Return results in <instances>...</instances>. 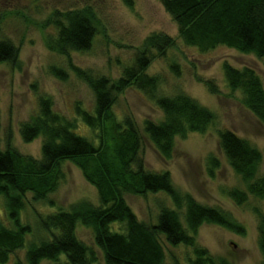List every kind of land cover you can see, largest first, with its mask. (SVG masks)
Here are the masks:
<instances>
[{
    "label": "trees",
    "instance_id": "obj_1",
    "mask_svg": "<svg viewBox=\"0 0 264 264\" xmlns=\"http://www.w3.org/2000/svg\"><path fill=\"white\" fill-rule=\"evenodd\" d=\"M160 3L176 24L185 46L200 53L226 47L264 59V0H160ZM97 26L95 13L89 8L55 13L43 25L54 32L47 36L46 48L64 57L72 52H87ZM173 46L174 41L166 36L147 38L134 64L115 83L71 68L95 97L92 111L83 110L79 104L74 107L75 118L91 131L90 139L75 133L77 125L56 113L52 102L44 97L38 100L35 118L18 127L24 144L42 137L41 160L19 154L11 145V133L6 134L5 149L0 151L3 208L0 264L97 263L94 250L77 239V224L91 231L104 264H167L160 239L171 249L186 251L184 260L169 253L170 264H230L198 246V230L203 225H213L243 236L244 228L230 213L201 205L189 194L176 191L167 172L146 171L138 156L141 141L134 123L129 117L118 120L112 112L117 96L125 90L140 92L163 116L157 124L145 120L143 133L165 160L172 157L175 138L184 140L187 134H203L207 130L214 121L208 109L182 93L173 98L159 97L158 79L146 74L152 60L150 53L157 52L159 58H164ZM18 57L19 51L10 41L0 40V65L15 69ZM176 69V65L170 66V70ZM222 74L226 87L232 93H240L242 104L264 125V90L257 74L249 68L238 70L228 65L223 66ZM203 83L211 95L218 94L211 82ZM218 148L233 173L246 184V192L232 189L227 198L236 207L246 204L248 197L264 200L259 150L228 130L218 132ZM64 162L72 163L84 181L95 188L99 206L81 201L67 210L37 214V229L44 233L45 239L27 243L32 229L21 221L26 194H31L34 204L46 202L54 207L47 197L62 179L60 165ZM210 166L209 174L216 166L215 161H210ZM160 192L169 197L175 210L160 206L153 225L139 222L123 199L124 194L143 197ZM254 212L257 248L264 264V215L258 210ZM19 252L23 253L22 259ZM61 256L65 257V263H61Z\"/></svg>",
    "mask_w": 264,
    "mask_h": 264
},
{
    "label": "rangeland",
    "instance_id": "obj_2",
    "mask_svg": "<svg viewBox=\"0 0 264 264\" xmlns=\"http://www.w3.org/2000/svg\"><path fill=\"white\" fill-rule=\"evenodd\" d=\"M87 8L95 13L98 21L89 51L72 52L68 57L50 52L45 41L54 32L43 25L55 13ZM153 35L174 41L164 58H159L157 52L150 53L152 60L146 74L158 79V96L173 98L182 93L208 109L214 115V121L203 134H187L184 140L175 138L172 157L165 160L143 133L145 120L157 124L163 116L140 92L125 90L117 96L112 112L118 120L129 117L134 123L141 141L138 156L146 171L167 172L176 191L189 194L201 205L230 213L244 228V235L238 236L217 226L203 225L196 237L198 246L225 258L230 264H262L254 211L264 215V200L248 197L246 204L236 207L227 198V192L232 189L246 192V184L233 173L220 152L218 132L228 130L257 148L262 156L259 174L264 173V125L242 104L241 94L232 93L226 87L222 74L224 65L238 70L249 68L257 74L264 90V59L226 47L200 53L185 46L160 0H0V40L10 41L19 51L15 69L7 64L0 65V151L5 149V137L10 132L13 149L23 156L41 160L42 137L24 144L18 127L35 118L38 100L42 97L52 102L56 113L77 125L75 133L90 139L92 133L75 118L74 107L79 104L83 110L92 111L95 97L72 69L115 83L123 71L134 64L145 40ZM171 65L177 66L176 72L170 70ZM207 81L216 87L217 95H211L204 87L203 82ZM210 161H215L216 166L209 174ZM60 170L62 179L47 197L54 207L46 202L34 204L31 194H26L21 221L32 229L27 243L45 239L44 233L37 229V214L67 210L81 201L99 206L95 188L84 181L72 163H62ZM123 199L137 220L146 225L155 224L160 206L175 210L169 197L161 192L143 197L124 194ZM0 217H3L2 202ZM76 236L94 250L95 264H104L101 252L94 246L91 231L77 224ZM160 241L166 250L167 264L171 261L169 253L184 260L186 251L183 248L171 249ZM18 257L22 259L23 253L19 252ZM60 261L65 263V257L61 256Z\"/></svg>",
    "mask_w": 264,
    "mask_h": 264
}]
</instances>
